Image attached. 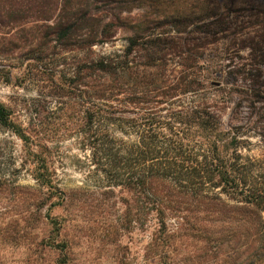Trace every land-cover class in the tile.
Instances as JSON below:
<instances>
[{"label": "rangeland", "instance_id": "1", "mask_svg": "<svg viewBox=\"0 0 264 264\" xmlns=\"http://www.w3.org/2000/svg\"><path fill=\"white\" fill-rule=\"evenodd\" d=\"M12 3L22 17L0 20V264H156L164 252L153 196L123 189L150 166L105 177L90 120L121 155L155 134L143 149L157 158L141 165L176 143L192 161L157 172L179 204L167 229L185 216L204 232L178 236L176 263L244 264L264 232V200L247 203L264 196V0Z\"/></svg>", "mask_w": 264, "mask_h": 264}, {"label": "trees", "instance_id": "2", "mask_svg": "<svg viewBox=\"0 0 264 264\" xmlns=\"http://www.w3.org/2000/svg\"><path fill=\"white\" fill-rule=\"evenodd\" d=\"M20 8H16V6L12 3V0H0V20L7 19L9 21L16 20V16L22 17V14L20 13ZM24 13V12H23ZM56 32L59 34V37L65 38L66 40H70L72 27L73 25L70 24L67 20L59 19L56 24L54 25ZM94 42L90 41L88 42V46H91ZM67 45V43H66ZM97 69L102 71H111L112 65L109 60L106 59H99L97 63L95 64ZM89 130H86L84 132V140L87 142V146L91 150V157H92V163L95 166L99 167V172L103 173L105 177H109L112 174V171L114 170L112 166H150L148 168L142 169V173L140 174L139 178H133L134 173H130L131 175L128 177L129 182H125L123 184V189L127 191H134L139 193L140 196L143 194L151 195L153 196L152 200H148L152 203V211L155 213V215L158 218V227H157V233H161L160 236H157L155 238L159 239V242L156 244V248L160 247L162 250L161 255L158 259L155 260L156 264H178L176 263V257H178L180 254L179 252H176L171 246L172 244L176 243V240H178V236L186 235L187 237H194L195 233H204L199 228L198 223L191 222L186 218L185 216H180L182 222H179L177 225L176 230L170 232L166 227V216H173L178 217L177 213L179 209L177 208L179 206L178 203L171 202L169 200L164 199V195L167 194L169 187L165 186L164 184H160L159 180H161L157 172H159L161 167H165L168 169H175V168H182L185 164L188 162H192L189 159H185L182 156V151L180 144L176 143L173 148L170 147L169 151L167 150L164 155L162 156V159L157 163H151L148 165H141L148 161L149 159L157 158L155 157V154H148L147 151H145L143 148L146 145L144 142V139H147L148 141H152L156 139L155 134H149L146 136H141V144L142 146L140 149L135 150L134 153H126L124 155L118 154V153H112L109 148H106V144H104L102 138L91 134L92 132V124L93 121H87L85 123ZM150 130L152 128L150 127L152 123L146 122ZM172 140L171 142H173ZM176 142V141H175ZM151 143V142H149ZM148 147V145H146ZM139 148V147H138ZM144 150V151H143ZM171 151L176 152L175 155L171 156L169 153ZM134 155V158H129L130 156ZM137 157H139L142 161V163H138ZM109 166V167H108ZM152 166H158L156 168H153ZM189 166V165H187ZM191 170L188 171L187 174L191 178H201L202 176H199V172L202 170H205L203 166H192L190 167ZM198 173H197V170ZM146 172V175L143 173ZM223 174V172H222ZM108 179V178H107ZM129 179H134V182H130ZM225 179V178H224ZM226 181V179H225ZM1 187V183H0ZM168 188V189H167ZM166 197V196H165ZM140 198V197H139ZM258 198H262L264 200V196H259V194H256V198L254 200L247 201V203L251 202L252 206L255 208H258L260 202L259 200H256ZM38 197L35 196L34 201L37 202ZM141 204H143L142 200L140 199ZM145 203H148L145 201ZM262 207V205L260 206ZM141 208L143 209V206L141 205ZM261 218L258 216V219ZM261 220V219H259ZM165 233L164 239H161L162 235ZM191 235V236H190ZM210 239L207 240L206 243H208ZM171 242V243H170ZM171 244V245H170ZM169 253H168V252ZM165 252L167 254H165ZM244 264H264V232L261 234L258 245L251 250V252L246 256L243 260Z\"/></svg>", "mask_w": 264, "mask_h": 264}]
</instances>
